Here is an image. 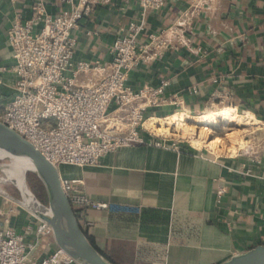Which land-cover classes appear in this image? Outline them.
<instances>
[{
    "label": "crops",
    "instance_id": "0c3cea01",
    "mask_svg": "<svg viewBox=\"0 0 264 264\" xmlns=\"http://www.w3.org/2000/svg\"><path fill=\"white\" fill-rule=\"evenodd\" d=\"M35 1H0V68L13 64L8 45L13 20L30 18ZM45 1L53 15L66 7L62 0ZM185 11L191 13L180 25L186 44L151 63L142 62L131 73V86L139 89L168 80L166 96L183 99L185 112L180 115L232 107L254 116L257 124L247 133L253 127L264 137V0H199L193 7L191 0H167L162 10L149 14L140 41L180 23ZM139 15L138 0L93 6L74 31L75 60L106 66L112 60V44ZM0 77L2 93L12 77L3 71ZM215 78H222L233 93L230 104L211 105ZM193 86L199 88L196 95L188 92ZM176 109H150L146 115L161 119L179 113ZM106 124L127 128L114 106ZM143 135L146 144L122 148L96 166L61 168L62 175L83 180L90 199L117 208L87 209L77 216L107 259L115 264H221L264 244V147L253 162L239 156L240 145L236 154H217L176 139L160 146L163 137L147 128ZM176 141L179 150L171 147ZM243 164L253 169L252 175L242 173Z\"/></svg>",
    "mask_w": 264,
    "mask_h": 264
},
{
    "label": "built area",
    "instance_id": "2783aa9c",
    "mask_svg": "<svg viewBox=\"0 0 264 264\" xmlns=\"http://www.w3.org/2000/svg\"><path fill=\"white\" fill-rule=\"evenodd\" d=\"M109 2L62 0L66 7L53 15L45 0H36L30 18L17 16L13 20L8 30L13 64L0 68L12 77L10 84H5V92L0 93V121L30 141L57 166L62 187L77 216L87 209L117 208L90 199L83 190V180L62 175V167L96 166L122 148L146 144L143 130L152 119L146 115L150 109L172 106L177 108L176 112H185L179 95L166 96L168 80L157 86L145 84L139 89H134L130 81L132 71L142 62L151 63L162 58L167 50L186 44L180 25L190 20V11L183 13L180 23L148 33L141 42L149 14L162 10L167 0H138L140 15L112 44L110 63L102 66L100 61H76L74 31L80 28L82 19L93 6ZM198 3L199 0H191L192 7ZM3 84L0 77V85ZM213 84L211 105L230 104L233 93L224 87L223 79L215 78ZM188 92L196 95L199 88L193 86ZM112 106L127 128L106 124ZM157 144L168 146L164 138ZM171 147L179 150L177 141ZM262 147L264 137L247 139L239 156L257 162L256 156ZM241 171L245 175L253 174V169L245 164ZM224 193L221 188L219 195ZM10 199L0 195V264H78L57 246L47 222ZM118 209L137 211L130 207Z\"/></svg>",
    "mask_w": 264,
    "mask_h": 264
},
{
    "label": "water",
    "instance_id": "95a60500",
    "mask_svg": "<svg viewBox=\"0 0 264 264\" xmlns=\"http://www.w3.org/2000/svg\"><path fill=\"white\" fill-rule=\"evenodd\" d=\"M0 150L24 158L33 166L30 172L34 173L43 183L49 203L48 205L42 203L30 190L28 183L29 191L44 211L33 210L27 205L21 193V198L17 199L0 188L1 194L17 200L29 212L47 222L53 230L57 246L78 264H115L97 248L80 224L76 211L62 187L61 175L57 166L50 162L30 141L1 121ZM7 164L9 163L3 165ZM221 264H264V244L234 255Z\"/></svg>",
    "mask_w": 264,
    "mask_h": 264
},
{
    "label": "bare ground",
    "instance_id": "6f19581e",
    "mask_svg": "<svg viewBox=\"0 0 264 264\" xmlns=\"http://www.w3.org/2000/svg\"><path fill=\"white\" fill-rule=\"evenodd\" d=\"M180 112L166 118H154L148 120L145 124L146 128L157 137H168L175 132L183 134L189 142L195 144L199 148H207L217 154L223 151H230L236 153L238 151L237 144L241 148L245 147L246 141L244 134L247 133L248 127L257 124L254 116L250 114H240L237 109L232 107H225L219 111H212L211 113L202 114L201 116H179ZM190 117V118H189ZM221 117L226 126L239 125L246 127L244 129L230 132L228 142L232 145L227 146L224 144L220 137L213 136L209 129L218 126L216 118ZM188 121H192L196 126H191ZM253 128V127H252ZM0 160H7L9 164L0 166L7 178V181L12 182L25 197L27 205L33 210L44 211L41 205L37 202L36 198L29 191L25 179L16 172L15 167L20 166L29 171L33 170V166L24 158L16 157L7 152L0 150ZM5 181V180H4ZM6 183V182H5ZM1 186V185H0Z\"/></svg>",
    "mask_w": 264,
    "mask_h": 264
},
{
    "label": "rangeland",
    "instance_id": "374dc122",
    "mask_svg": "<svg viewBox=\"0 0 264 264\" xmlns=\"http://www.w3.org/2000/svg\"><path fill=\"white\" fill-rule=\"evenodd\" d=\"M224 107H227V106H222V107H218L216 109H212V110H209V111H205V112H201V113H197V114H192V115L188 114V115L198 117V116H201L202 114L211 113L212 111H219V110L223 109ZM175 114H177V113H175ZM178 115L179 116H183V115H180V114H178ZM170 116H172V115H170ZM216 120L218 122V126H214V127L210 128L209 132L215 137H220L223 140L224 144L227 145V146H231L232 145L230 142H228V137H227L230 132L238 131V130L246 128V127H242V126H239V125L226 126L223 123V120H222L221 117L216 118ZM188 122L190 123L191 126H196V124L194 122H192V121L191 122L188 121ZM254 131H255L254 129L250 128L249 132L244 134V137H243L244 140L246 141L247 139L254 138L255 136L258 137L260 135V134H257L258 132H256V134H251ZM163 138H165V139H176L178 141H182V142H185V143H191V142H189V140L183 134H180V133L178 134L176 132L173 135H170L168 137H163ZM191 144L193 145V143H191ZM238 145L239 144H237L236 146L238 147ZM224 152L226 153L227 151H224ZM230 154H232V152H230ZM5 163H9V161L0 160V165H3ZM15 169H16V172L18 174L20 173V175L25 179L26 184L28 183V186H29L30 190L33 193H34L35 189H40L39 188V183H38V181H37V179L35 177L36 175L34 173H32L29 170H27L25 168H22L20 166L15 167ZM26 177H27V179H26ZM6 178H7L6 174L3 171L0 170V185H1L0 188L2 190H4L5 192H7L8 194H10L11 196H13V197H15L17 199H20L21 195H20V192H19L18 188L12 182L7 181ZM0 195H3V194L0 193ZM10 200L17 201V200L12 199V198Z\"/></svg>",
    "mask_w": 264,
    "mask_h": 264
},
{
    "label": "trees",
    "instance_id": "16d2710c",
    "mask_svg": "<svg viewBox=\"0 0 264 264\" xmlns=\"http://www.w3.org/2000/svg\"><path fill=\"white\" fill-rule=\"evenodd\" d=\"M35 177H36V179H37V181H38V183H39V188H40V189H35V190H34V193H35V195L37 196V198H38L42 203H44L45 205H48V203H49V199H48V194H47V192H46V189H45L43 183L40 181V179H39L37 176H35Z\"/></svg>",
    "mask_w": 264,
    "mask_h": 264
}]
</instances>
